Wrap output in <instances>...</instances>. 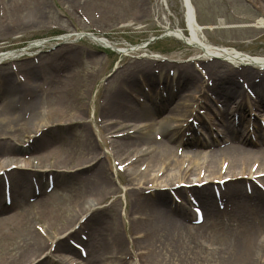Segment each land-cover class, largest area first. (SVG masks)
Listing matches in <instances>:
<instances>
[{"label":"rangeland","instance_id":"374dc122","mask_svg":"<svg viewBox=\"0 0 264 264\" xmlns=\"http://www.w3.org/2000/svg\"><path fill=\"white\" fill-rule=\"evenodd\" d=\"M190 2L195 10L197 24L205 28L200 35L203 36V39L206 40L207 43L214 46L233 48L236 51H240L250 56H264V0H190ZM168 27L182 29L186 32L187 28L181 0H0V52L26 47L28 42L37 39L51 38L81 31L100 32L105 36L107 35L106 37L118 46H121L124 41L133 45H140L148 39L161 37L165 32V28ZM206 27H208V29H206ZM111 32L113 34H111ZM74 39L75 37H70L68 38L70 42L60 44L55 49L46 51V49H49L56 43L50 41L45 47L30 49L19 53L21 54L19 58L13 61L6 60L0 64V73H3L2 71L6 70L11 74V77L21 74L27 78H33L32 82L34 81L36 84H39L36 80L40 79L41 81V78L43 80L42 83L61 80L62 82L77 84V88L74 89L71 94L72 100L70 98V101L63 103L45 102L38 104L39 113L42 111H49L52 107H60L61 111L65 112H63L61 121L45 126L44 128L42 127L43 129L36 134L34 132H27L24 134V137L19 138L20 142L15 141V144L22 148V152L17 153L14 156V159L17 157V161L15 162L16 165L25 167L29 166L30 160L37 159L46 153L44 146L47 147L48 145H42L40 147L33 142V137H37L38 134L41 135L42 133L46 136L53 135L51 141L54 143L53 145H55V142L63 140L61 139V136L73 139L75 138V135H79L78 137H84L86 133H89L92 137V145L96 147L97 152L99 153L98 159L91 161L86 169L80 170L75 168L77 172L72 174V178L75 179L78 176V191L75 187L69 188L68 186H70L71 183H67L69 191L67 190L64 193L54 194L53 197H51L54 200L60 199L58 203L59 205H54L55 210H58L56 213L59 222L52 225V230L58 232L59 235L53 240H49L47 234L45 235L46 248L31 264H36L39 261H43L42 264H71L73 258H76L74 262H77V264H85L83 261L85 259L79 258L80 256L76 248L73 246V243L82 245L87 251L86 244L89 245V243L92 242L94 245L98 246L102 243V235L105 238L104 240H108L113 233H115V230H113L112 233L111 229L114 225L117 228L122 243V260H116L114 264H129L130 260L136 261L135 264H178L175 258V253L173 252V247H171V236L167 237V235L163 234L162 237L159 238L160 249L158 251V259L150 260L147 257V242L145 241L149 236V232L135 226V217L137 215L133 213L132 209V199L135 190L124 192L120 188V185L129 184L132 186L134 183H137V180L139 179L143 182L148 181L146 178H138L134 181L135 179H132L133 177L131 174L133 170H131L130 167V164H133V168L145 166L147 163L146 158L148 156H131L130 159H133L132 157L136 158L135 160L133 159V162L131 163L130 161L132 160L130 159L126 161L123 160V157H130V153L125 152L124 156H118L116 154L115 140L117 139L109 138V136L111 134L116 135L117 133L122 132L123 128H113L112 126L110 129H107L108 127H106V124L112 121H117L121 114L119 111V115L115 112L101 111V101L100 106H98L97 101L102 99V101L106 103L108 97L115 93L119 84L124 85L123 83L125 79L130 80L135 84L133 87L125 89L124 97L129 100L133 93L139 94L142 91L141 89L144 84L150 86L149 82H152L154 83V86H156L161 77L173 74L176 75L179 66H186L191 58L195 55H199L201 52L197 49L186 47L174 38L166 37L152 42L148 48L145 47L140 49L132 53L129 57H120L115 54L104 56L101 52L103 51L102 48L95 43H91L87 38L78 41H74ZM35 51L38 52L36 53ZM32 52H35L36 55L32 56ZM67 53L68 59L66 58ZM157 53L163 57L160 60L161 63L148 60L150 59L149 57H141V55L150 56ZM201 63L202 62H196L194 65L201 81L199 86H204V88L203 90L200 89L201 87L192 88L186 96L191 102H194V100L197 102L196 110L205 112L202 115L197 114L195 116L196 122H199V117L204 118L205 120L210 118V111L204 108L206 106L203 104V100L208 99L205 97V93L210 94L206 92L209 91L207 87L209 86L208 83L213 82L215 84L214 76H211L209 70L206 69V65L208 66V64H204L205 66L202 68ZM236 69L237 68H234L236 72L233 75V80L237 85L239 84V87L241 84L240 82H237L239 78L251 83L254 79L260 80L261 75L262 77L264 76V72H261L262 70H252V72H254L252 76L247 77L241 75L242 72ZM63 72L64 77H55V73L61 74ZM178 72L181 73L182 69H178ZM164 82H166V80H164ZM263 82L259 81L254 83V85H259L263 90L262 94L264 93ZM89 85H91V89L87 92L86 89ZM176 86L178 87L177 83ZM103 89H105L104 93L102 97H100L99 94H102ZM179 91H181V89H179ZM10 96L23 99V96L20 94ZM242 98L244 99V103L246 101V108L245 119L240 124V130H243L246 139L252 142L250 144L252 147L254 146V149H257L259 146L264 147L263 143L261 144L263 139L261 135L264 134V125H260L259 123V120H264V111L259 107L256 117H253V115L251 116V113L254 112V106L253 109H251L249 107V102H252L253 100L243 93L239 98L234 97L233 99H229V102L224 103L226 107L224 106L221 108L228 109L229 117L231 118L232 114H236L234 111H237L236 106L238 99L241 100ZM206 102L208 103V101ZM125 103L126 102L120 103L121 107H126V109L129 108ZM192 104L194 107V103ZM81 106L82 111L79 110V107ZM215 107V104H212L210 109L216 112ZM1 111L2 109L0 107V112ZM248 112L250 113L251 122L247 120ZM97 115H100L99 119L102 123H98ZM70 122H78L82 125L76 127L71 125L72 127H69L67 125L68 123L70 124ZM259 125L262 126L263 129H261ZM211 128V134L214 135V137H212L217 141V144L214 146L220 148L226 146V143L221 138L222 128L220 126H213ZM194 129V131H189L190 133L188 137L198 136L199 132L200 134H204L205 131L206 133L209 132L207 128H203L201 125ZM250 129H253L254 132H248ZM107 130L110 132L106 133ZM139 134L135 132L130 135L137 136ZM203 136H199L200 140H202L201 137ZM185 137L182 139H185ZM152 138L154 139L153 136ZM41 140L43 139L40 137V142ZM207 140L209 141V139ZM32 146H36V150L31 151ZM177 146V144H174L173 148ZM182 148L183 146H180L179 144V153ZM207 150L205 152H207ZM175 152L178 155V152ZM11 157L13 158V155ZM100 159L102 160L101 173L110 183V195H108L106 200L97 207V209H102V207L106 209L108 224L105 226L98 225L97 218L95 220V217H90L92 213V211H90L86 214L78 215L77 221L73 222L71 226L65 229L61 234L59 231L61 228L59 227L64 224V220L61 216L66 215V211L71 212L77 208L79 198L77 193L81 191L79 189L83 187L89 189V184H94V170L93 168H89V166H95V162ZM219 160H224V158H220ZM253 160L258 162V164L260 163L258 156H254L250 159L249 166ZM114 163L126 165V171L122 173L116 171V165ZM258 168L262 170L259 171L261 173L258 174L264 173L262 165ZM44 170L46 171L45 173H41L42 171H37L38 173L36 174L33 172L27 173V180L29 181L27 193L29 194L26 195V209H35V211L38 212L37 214L31 213L30 217L32 219L31 229L34 231L37 230L39 233L44 232L43 230L46 229L47 222L42 219V215H39L41 210L35 208V197H31L33 193L32 191L34 190L32 189L33 180L38 184L36 185V189L42 194L48 196L51 192H46L47 176L52 175L55 171L60 169L55 168L54 164L51 163V165H48ZM61 170L64 171L63 169ZM69 171L73 172V169L70 168ZM167 173L168 170H163L160 178ZM238 173L242 174L237 175ZM91 174L93 175L89 177ZM187 175L179 180L174 179L171 182L172 184L169 182L171 186H166L165 184L167 182H159L156 187L152 183L143 185L141 193L144 194L145 191H152L151 194L148 195V197L152 199L156 193L158 196L167 194L170 197L169 205L172 208L174 205L175 209L177 207H182L185 211L184 213L190 214L193 218L191 208L188 207L189 203H187L188 196L192 195L200 203L203 213L205 214L202 203L193 191L200 186L191 189L176 187L181 183L192 184L193 180L190 178L197 177L196 175L190 176L191 173H188ZM230 175L234 176L233 178L235 181H239V183H237L238 185H236H240L247 195L252 194L254 189L258 192H262L250 180L254 177L253 180L257 181V179H255L257 173L250 174L248 170L237 171V169H235L230 173H222L220 176L213 174L209 179L213 181L216 180L212 179L214 177H220V179L231 178ZM243 175H245L244 178H242ZM13 177L14 176H6L7 181L1 177V198L3 197L2 189L4 188V184H7L8 182V185H11V179H13ZM197 178L200 180L193 183H201L204 181L202 174ZM259 181L264 186L262 178H260ZM234 185L235 184H232L231 187ZM227 189L228 186L226 185V187L222 186L221 190H219L222 194H225L228 193ZM174 190L176 194L179 193V199H177V201L172 197V192H174ZM176 190H181L182 193L180 191L176 192ZM209 193L211 194L210 189ZM210 199L215 205L216 200L212 198V196ZM185 200L186 203H184ZM50 204H53V202H50ZM220 208L224 211L223 206ZM77 210L79 209H76L74 212H77ZM251 210L254 213L255 210L258 212L260 209L257 205H251ZM237 215H240V213H237ZM242 218H246V216H243L240 219ZM259 218L261 217L256 216L254 219H250V224L258 229L260 228L258 226ZM111 222H113L112 226H110ZM191 224L194 225L192 220ZM240 227H243V225H237L234 228L226 225L222 229H212L207 226L209 233L210 231H214L215 233H218L219 231L221 234L214 235L212 238L205 237L204 239L197 232H192L189 235H186L185 232L183 235H180L179 238H182L183 249L186 252H190L188 250V247L190 246L192 251H199L201 257H206L205 264H222V256L227 255L229 251V242L231 240L227 235L233 236ZM71 231L72 233L76 232L74 236L71 234ZM221 235L225 237L219 239ZM225 238H227L228 245L222 244ZM58 239H64L65 243L76 251V257L65 254L64 256L67 257V259L63 262L61 255L58 252H55L56 241ZM112 246V250L116 251V244L112 243ZM14 247L15 244L13 245L12 241L0 242V263L2 257L8 254ZM59 260L62 261L58 263ZM105 262H109L108 264H110L111 261L108 259V261ZM262 262L264 264V256Z\"/></svg>","mask_w":264,"mask_h":264},{"label":"bare ground","instance_id":"6f19581e","mask_svg":"<svg viewBox=\"0 0 264 264\" xmlns=\"http://www.w3.org/2000/svg\"><path fill=\"white\" fill-rule=\"evenodd\" d=\"M182 1L184 0H181V2ZM185 10L189 34L185 35L178 29H171L168 27L165 28L164 36L175 38L187 47L197 49L201 52L191 59L194 62H203L201 64L202 68L205 66L204 63L207 62L208 66L206 65V69L209 70L211 76H214L215 80L212 93H217L223 100V103L229 102L228 98L234 97L235 95L239 97L243 92L233 80V75L236 72L233 67H238L242 72L241 75L251 77L254 73L252 70L258 69L259 67H263L262 72H264V57H253L232 48L214 46L207 43L199 34V28L201 27L196 21L195 24L193 23L191 8L187 5L184 11ZM80 37H87L93 42L98 41L92 36L84 33L79 34L78 38ZM137 49V46L133 47V51ZM122 52L124 54L130 53L129 49ZM17 58H19V56L12 51L1 53L0 64L6 60H15ZM157 59L159 58L156 57L153 61H157ZM193 65L189 62L186 66H179L177 68L176 79L179 81L177 88H180L181 91L174 94L173 91L168 90L166 98L161 94L163 93L162 91L155 93V95L153 93L149 94L147 98H142V96L139 95L140 97L138 96L134 100H127L124 97L125 92L120 88H117L115 93L108 97L104 110L117 114L119 111L121 115L118 114L120 117L117 123L106 124V127H108L107 129H110L112 126L113 128L123 126L124 130L132 129V132H137V134L140 132L137 136H129L127 132V134L117 133L115 136L110 137H115L117 139L115 140L116 154L118 156H124L125 152L130 153V157H123L124 161L129 160L131 156L134 155L135 157H137V155L148 156L145 166L133 168V164H130L131 170H133L131 174L133 177L132 179H135L134 181L138 178H146L148 181L143 182L139 179L137 183H134L132 186L127 184L120 188L124 192L135 190L132 199L133 213L137 215L135 217V226L149 232V236L145 242H147V257L150 260L158 259V251L160 249L159 238H161L163 234L167 235V237L171 236V247H173V252L175 253L178 264H205L206 257H201L199 251H192L190 246L188 247L189 253L183 249L182 238H179L180 235H183L185 232L186 235L197 232L204 239L205 237L212 238L214 235H220L221 232L218 231V233H215L214 231H210L209 233L207 226L212 229H222L225 223L228 222V225L231 227L234 223L241 226L243 225V227L237 229V232L234 233L233 236L227 235L231 240L229 242V251L227 255L222 256V264H263L264 212L263 215H258L261 217L258 222L259 229L250 224L249 221H245V219L240 220V218L251 214V207L249 206L251 203L257 204L264 210V194L254 189L252 195H247L240 185H236L238 182L229 181L225 184L228 186V193L224 196L225 210L229 212L226 215L227 219H225L224 214L216 209L210 199L209 189L211 190L213 187H211L212 185H209L208 182V184L203 187L193 190L204 207L206 217L201 224L193 226L189 224L188 221L191 220L192 217L184 213L185 211L182 207H177L175 209V205L173 208L169 205V195L165 194L163 196H158L156 193L154 194L156 197L154 196L152 199L141 193L140 189H142L143 185L152 183L156 187L159 182H167L165 185L171 186L170 184H172L171 182L174 179L179 180L188 173H191L190 176L196 175L197 177L202 174L204 181H211L209 178H211L213 174L220 176L222 173H230L235 169H237V171L248 170L250 174H258L261 173L259 171H262L258 167L262 165L264 168V147L259 146L257 149H254V146L252 147L250 142L246 139L245 134H238L235 132V127H230L231 122L227 112L224 118L223 114L219 116L220 119L217 120L219 123L215 122V120L210 121V124L214 126H225L223 138L225 142L229 141L226 146L221 148L215 147L214 143L216 141L212 136H210L209 142L204 140L198 143L189 140V138L183 141L181 137L182 128L185 127L183 130L186 132L192 126V124L188 122L191 114L189 109L192 110L190 106L191 101L186 96L192 88L201 87V85L199 86L201 81L197 74L198 72L195 69V65ZM180 68L182 69L181 73L178 72ZM2 72L3 73H0V96L2 99L0 103L2 109L0 112V170H6L10 165L16 164L17 157L14 159L15 154L22 152V148L16 145L15 141H19V138L24 137V134L27 132L36 133L40 131L42 127L62 120L63 112L65 111H61L60 107H52L49 111H42L39 113L38 104L45 102L63 103L70 101V98L72 100L71 94L73 90L77 88V84L62 82L61 80L42 83V78L41 81L37 80L39 84H30L25 81L23 83H18L16 82V77H11L9 72L6 70ZM55 77H64V72L61 74L55 73ZM174 77L175 74H173L172 79ZM261 80H264V76ZM150 84L152 86L154 85V83ZM134 85V82L131 81L129 85L125 87L129 88V86L133 87ZM167 88H172L171 83ZM90 89L91 85L87 87L86 91L88 92ZM255 91V99L259 100L261 109L264 111L263 90L257 87ZM21 93H27L31 99L28 100L27 96H25L22 101L20 97L10 96ZM167 100L168 105L165 106ZM242 101L243 99L238 102V108L240 110L244 105ZM122 102H126L125 104L129 108L126 109V107H121L120 103ZM81 108L82 106L79 107L80 111H82ZM239 117L240 120H243L241 114ZM204 122H206V120L204 121L201 119V125L203 124L208 127V124ZM71 125L76 127L82 124L70 122L67 126L72 127ZM109 132L110 131L107 130L106 133ZM159 135H161L160 141H156ZM78 136L79 135H75L73 139L61 136L63 140L55 142V145L51 142L53 135L46 136L42 133L41 138L43 140H41V142L34 138V142L38 146H48H44L46 153L37 159L30 160V165L26 167H31L34 162L36 165L32 166L34 174L38 173L35 172L37 169L42 171L41 173H45L46 171L44 169H46L48 165H51V163L54 164L55 168L60 169L51 175L53 189L50 195L46 196L41 192L39 196L32 194L36 199L35 208L41 210L42 214L40 212L39 215H42V219L47 222V227L43 230L44 232L39 233L37 230L34 231L31 229L32 219L30 215L31 213L37 214L38 212L35 211V209H26V195L29 194L27 193L29 187L27 173L30 169L20 171L10 170V172L7 173V176L14 177L11 179L13 185L11 184L10 186L11 204L9 206L1 199L0 188V202L4 204L0 207V242L12 241L15 247L2 257L0 264H31L46 248L45 235L47 234L49 240H53L59 235L58 232L52 230V225L59 222L56 213L58 210H55V206L59 205L60 199L54 200L51 197H53L54 194L64 193L67 190L69 191L68 187H75L78 191V176L75 179L72 178V174L77 172L75 168L80 170L86 169L89 163L98 159L99 156L96 147L92 145V137L89 133H86L84 137ZM261 137L263 138L262 135ZM263 142L262 139L261 144ZM174 144L178 146L173 148ZM179 144L183 146V148L186 147L187 150L183 149L182 153H178L177 155L175 151H179ZM185 145H189L192 148L188 149ZM203 147H207L208 150H202ZM32 149L36 150V146H33ZM206 150L207 152H205ZM12 155L13 158L11 157ZM254 156H258L260 163L258 164V162L253 160L249 166L250 159ZM132 158L136 159L134 157ZM220 158H224V160L220 161ZM133 159H130L132 160L130 161L131 163ZM70 168L73 169V172L69 171ZM89 168H93L94 170V184L90 183L89 189L86 187L79 189L81 191L77 193V196H79L77 208L71 212L66 211V215L61 216L64 220L63 226L59 227L61 228L59 229L61 234L65 229L70 227L73 222L77 221L78 215L86 214L90 211H92L90 217H95V220L97 218L98 225L105 226L108 224L106 209H104V207H102V209H97V207L106 200L108 195H110V183L101 173L102 160H97L95 166L91 165ZM163 170H168V173L160 178ZM93 174L89 175V177ZM241 174L242 173H238L237 175ZM197 177L190 178L193 180L192 183L200 180ZM230 177L234 176L230 175ZM0 179L2 178L0 177ZM212 179H220V177H214ZM262 182L264 183V177L262 178ZM67 183H71L70 186L67 187ZM233 183L235 185L231 187ZM179 191L181 192V190ZM178 194L179 193L176 195ZM50 202H53V204H50ZM76 209L79 210L74 212ZM237 213H240V215H237ZM112 225L113 222L110 223V226ZM111 229L112 233L113 230H115V233H113L108 240H104L105 238L102 235V243L98 246L94 245L92 242H90L89 245L86 244L88 250L85 254L86 261L83 260L85 264H108L109 262H105L108 261V259L111 261L110 264H114L116 260H122V243L118 235L119 233L115 225L112 226ZM75 233L71 231L73 236ZM223 237L225 236L221 235L219 239ZM56 243L55 252L61 255L63 262L67 259V257L64 256L65 254L76 257V251L65 243L64 239H58ZM112 243L116 244V251L112 250ZM222 244L228 245L227 238H225ZM61 261L62 260H59L58 263ZM73 261H75L74 258ZM42 262L43 261H39L36 264H42ZM130 264L133 263L130 262Z\"/></svg>","mask_w":264,"mask_h":264}]
</instances>
